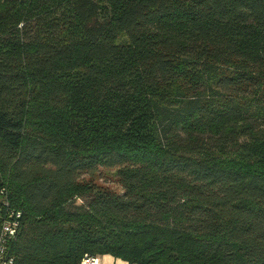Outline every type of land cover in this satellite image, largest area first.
<instances>
[{"label": "trees", "instance_id": "16d2710c", "mask_svg": "<svg viewBox=\"0 0 264 264\" xmlns=\"http://www.w3.org/2000/svg\"><path fill=\"white\" fill-rule=\"evenodd\" d=\"M5 201L13 264H264V0H0Z\"/></svg>", "mask_w": 264, "mask_h": 264}, {"label": "built area", "instance_id": "2783aa9c", "mask_svg": "<svg viewBox=\"0 0 264 264\" xmlns=\"http://www.w3.org/2000/svg\"><path fill=\"white\" fill-rule=\"evenodd\" d=\"M2 207L3 214L0 217V264H13L14 258L9 250V245L20 229L22 213L20 210L10 207L6 201ZM81 264H98V257L87 256L82 259Z\"/></svg>", "mask_w": 264, "mask_h": 264}, {"label": "rangeland", "instance_id": "374dc122", "mask_svg": "<svg viewBox=\"0 0 264 264\" xmlns=\"http://www.w3.org/2000/svg\"><path fill=\"white\" fill-rule=\"evenodd\" d=\"M82 178L84 182H92L97 186L107 188L117 193H120L122 191L115 175V169L100 168L99 171H97L95 174H88L83 176ZM78 202H80L79 198Z\"/></svg>", "mask_w": 264, "mask_h": 264}, {"label": "crops", "instance_id": "0c3cea01", "mask_svg": "<svg viewBox=\"0 0 264 264\" xmlns=\"http://www.w3.org/2000/svg\"><path fill=\"white\" fill-rule=\"evenodd\" d=\"M98 264H128V263L110 254H103L101 256H98Z\"/></svg>", "mask_w": 264, "mask_h": 264}]
</instances>
